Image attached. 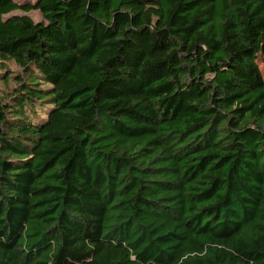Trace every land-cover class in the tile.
Wrapping results in <instances>:
<instances>
[{"label": "trees", "instance_id": "1", "mask_svg": "<svg viewBox=\"0 0 264 264\" xmlns=\"http://www.w3.org/2000/svg\"><path fill=\"white\" fill-rule=\"evenodd\" d=\"M35 2L0 0V264H264V0Z\"/></svg>", "mask_w": 264, "mask_h": 264}, {"label": "rangeland", "instance_id": "2", "mask_svg": "<svg viewBox=\"0 0 264 264\" xmlns=\"http://www.w3.org/2000/svg\"><path fill=\"white\" fill-rule=\"evenodd\" d=\"M20 3H34L35 0H18ZM12 14H26L28 16H30L34 21H40L42 20V16L40 14V12L38 10H30L28 12H25L23 10H16V11H13ZM8 68L11 69V70H16L18 69L17 66L14 65V63H8ZM4 88V86L0 83V92L1 90Z\"/></svg>", "mask_w": 264, "mask_h": 264}, {"label": "water", "instance_id": "3", "mask_svg": "<svg viewBox=\"0 0 264 264\" xmlns=\"http://www.w3.org/2000/svg\"><path fill=\"white\" fill-rule=\"evenodd\" d=\"M36 2H34L33 4H35Z\"/></svg>", "mask_w": 264, "mask_h": 264}]
</instances>
